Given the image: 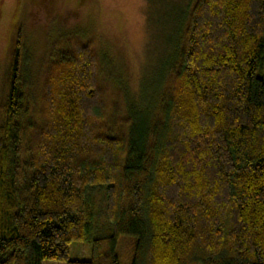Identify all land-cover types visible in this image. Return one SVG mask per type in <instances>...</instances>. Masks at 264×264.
I'll use <instances>...</instances> for the list:
<instances>
[{
	"label": "trees",
	"instance_id": "obj_1",
	"mask_svg": "<svg viewBox=\"0 0 264 264\" xmlns=\"http://www.w3.org/2000/svg\"><path fill=\"white\" fill-rule=\"evenodd\" d=\"M93 40L17 33L0 105V264H264V0H197L148 147ZM90 244L87 261L69 258Z\"/></svg>",
	"mask_w": 264,
	"mask_h": 264
},
{
	"label": "rangeland",
	"instance_id": "obj_2",
	"mask_svg": "<svg viewBox=\"0 0 264 264\" xmlns=\"http://www.w3.org/2000/svg\"><path fill=\"white\" fill-rule=\"evenodd\" d=\"M197 0H0V105L13 43L23 38L22 72L37 96L49 50L71 38L93 40L110 101L122 92L135 120L138 151L148 147L172 70L179 64L185 32ZM35 102V101H34ZM132 237L119 243L122 264ZM71 260L91 258L90 244L73 242ZM129 261V262H128ZM43 264H66L44 261Z\"/></svg>",
	"mask_w": 264,
	"mask_h": 264
}]
</instances>
